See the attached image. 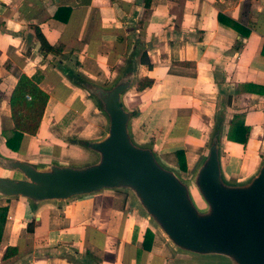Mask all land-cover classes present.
<instances>
[{
  "label": "crops",
  "instance_id": "obj_1",
  "mask_svg": "<svg viewBox=\"0 0 264 264\" xmlns=\"http://www.w3.org/2000/svg\"><path fill=\"white\" fill-rule=\"evenodd\" d=\"M36 29L61 53L42 50ZM133 58L139 82L153 80L125 96L136 113L131 132L137 143L151 144L164 165L190 176L220 118L225 177L242 182L258 169L264 156V0H0L1 152L30 162L85 158L71 140L100 138L106 121L59 65L109 86ZM22 75L49 101L36 136H25L13 151L6 143L14 133L10 98ZM235 124L250 129L246 145L228 140ZM0 207H8L0 264H171L175 257L124 193L38 208L0 198ZM148 229L154 234L149 251L143 248ZM10 249L16 254L5 258Z\"/></svg>",
  "mask_w": 264,
  "mask_h": 264
},
{
  "label": "water",
  "instance_id": "obj_2",
  "mask_svg": "<svg viewBox=\"0 0 264 264\" xmlns=\"http://www.w3.org/2000/svg\"><path fill=\"white\" fill-rule=\"evenodd\" d=\"M138 62L130 59L109 86L59 65L94 100L106 130L97 139L71 140L86 152L75 162H30L0 150V198L23 199L38 208L105 191L124 193L172 248L171 264H184L192 255L222 264H264V156L247 180L227 179L223 120L217 118L207 151L190 176L164 165L152 145L137 143L131 132L136 113L125 96L141 83Z\"/></svg>",
  "mask_w": 264,
  "mask_h": 264
},
{
  "label": "trees",
  "instance_id": "obj_3",
  "mask_svg": "<svg viewBox=\"0 0 264 264\" xmlns=\"http://www.w3.org/2000/svg\"><path fill=\"white\" fill-rule=\"evenodd\" d=\"M36 37L39 40L41 49L47 53H61V50L54 49L49 45L40 32L36 29ZM153 85V80L150 78H144L138 87V90H143ZM30 97L28 99L27 97ZM49 101V95L42 90L33 80L25 75L19 78V81L10 98L11 119L14 124L13 136L7 140V147L13 151H18L22 140L25 136H36L43 116ZM249 128L243 124H235L232 131L227 135L228 140L231 142L246 145L249 136ZM179 159L180 170L186 171V161L184 152L182 150L177 151ZM8 216V207H0V244L3 232V225ZM154 234L149 229L144 236L143 248L150 250L153 244ZM16 254V249H10L5 254V258H9Z\"/></svg>",
  "mask_w": 264,
  "mask_h": 264
},
{
  "label": "rangeland",
  "instance_id": "obj_4",
  "mask_svg": "<svg viewBox=\"0 0 264 264\" xmlns=\"http://www.w3.org/2000/svg\"><path fill=\"white\" fill-rule=\"evenodd\" d=\"M93 126L94 128L96 129H100V125L98 122H93ZM46 127V126H45ZM86 131V130H85ZM46 133L43 135V137H46ZM63 147V146H61ZM62 151L64 153H69V150H67L65 147H63ZM129 211V214L137 220V222L140 223L141 219L140 217L138 216L137 212L135 211H131L130 209L128 210ZM73 254L70 253V256H72ZM188 259L190 261H185L183 262L184 264H222L223 262L220 260V259H214V258H207V257H204V256H198V255H192L188 257Z\"/></svg>",
  "mask_w": 264,
  "mask_h": 264
},
{
  "label": "built area",
  "instance_id": "obj_5",
  "mask_svg": "<svg viewBox=\"0 0 264 264\" xmlns=\"http://www.w3.org/2000/svg\"><path fill=\"white\" fill-rule=\"evenodd\" d=\"M27 98H28V99H30V97H29V96H28Z\"/></svg>",
  "mask_w": 264,
  "mask_h": 264
}]
</instances>
